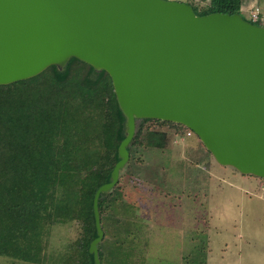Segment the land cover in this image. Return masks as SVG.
<instances>
[{
  "label": "water",
  "instance_id": "obj_1",
  "mask_svg": "<svg viewBox=\"0 0 264 264\" xmlns=\"http://www.w3.org/2000/svg\"><path fill=\"white\" fill-rule=\"evenodd\" d=\"M72 58L109 74L125 117L110 181L92 203L95 264L100 202L127 170L145 119L182 124L216 163L264 178V24L199 15L177 0H0V85Z\"/></svg>",
  "mask_w": 264,
  "mask_h": 264
},
{
  "label": "trees",
  "instance_id": "obj_2",
  "mask_svg": "<svg viewBox=\"0 0 264 264\" xmlns=\"http://www.w3.org/2000/svg\"><path fill=\"white\" fill-rule=\"evenodd\" d=\"M244 3L209 0L201 9L191 6L199 15L233 14L242 13ZM250 21L263 24L260 19ZM145 121L133 145L152 152L170 149L167 127H185ZM124 129L111 77L77 58L63 69L53 65L35 77L0 85V256L24 264H95L89 252L92 203L96 190L110 181L116 141L124 137ZM129 175L132 194L135 187L139 196L152 193L150 180ZM121 186L126 188L119 180L115 189ZM159 189L154 195L159 196ZM104 205L102 200L101 264H126L129 251L124 242L105 243V218L122 217L107 215ZM74 221L81 225L80 236L59 249H48L51 228ZM199 247L200 263L206 264V242Z\"/></svg>",
  "mask_w": 264,
  "mask_h": 264
},
{
  "label": "rangeland",
  "instance_id": "obj_3",
  "mask_svg": "<svg viewBox=\"0 0 264 264\" xmlns=\"http://www.w3.org/2000/svg\"><path fill=\"white\" fill-rule=\"evenodd\" d=\"M177 1L190 5L194 3L199 9L209 3V0ZM244 2L245 17L252 21L260 19L264 24V0H244ZM145 124L146 121L140 123V128ZM166 129L170 134V149L161 153L152 152L145 146L138 149L132 145L129 165L120 178L126 188L123 186L119 187L121 190L114 188L103 199L106 207L103 211L107 212V215L122 217V219L105 218V243L124 242V247L129 251L125 257L126 264H201L202 250L199 246L201 241L208 239L206 236L208 222L209 226L215 225L214 219L209 220V216L204 212L216 205L217 209L223 208L225 213L227 211L231 213V219L219 220L220 225L224 223L226 242L230 241L234 224H238V229L245 227L251 233L243 243L247 251L261 257V246L264 245V214L260 213L261 215L255 217L247 216L246 213H251V210H255L256 213L264 211V199L255 197H252V201L245 199V195H251V191L247 188L244 175L216 163L194 132L187 127ZM158 169L162 175L157 179ZM130 172L150 180L151 184L148 185L152 193L139 196L138 187H135L132 194L129 190ZM219 185H222L221 189ZM157 186L160 187L159 196L154 195ZM229 192L234 194L233 199L240 204L231 208L232 210L220 205L221 201L227 199ZM253 206H256V209H253ZM248 210L249 212H245ZM202 215L207 216L205 218L207 223ZM81 231V225L77 221L55 225L51 228L48 237V249H59L63 244L78 238ZM218 242V245L217 242L215 244L221 246L222 241ZM236 242L237 239L232 243L233 245L230 243L228 247L224 245L222 248L227 250L223 252L232 254L231 247L236 246ZM214 243L212 251L214 248L215 250L210 254L207 264H224V261L220 262L221 258L218 255L222 252V248L216 250ZM208 247L209 245L206 248ZM0 264L24 263L0 256Z\"/></svg>",
  "mask_w": 264,
  "mask_h": 264
},
{
  "label": "crops",
  "instance_id": "obj_4",
  "mask_svg": "<svg viewBox=\"0 0 264 264\" xmlns=\"http://www.w3.org/2000/svg\"><path fill=\"white\" fill-rule=\"evenodd\" d=\"M242 13H243V10H242ZM243 177L246 179V183L248 184L247 188L250 189V191H251V193H250L251 195H249V196L245 195V199L248 198L251 201L253 200L252 197H255L257 199H264V179H260L257 177L255 178L254 176H250V175H244ZM210 179H211V177H210ZM221 187H222V185H219V189H221ZM245 193L247 194L248 192L246 191ZM233 196H234V194L232 192L227 193V199L226 200L224 199L223 202L221 201L220 205L221 206L223 205L224 208H226V209L230 208V210H232L231 208L237 206V204H238L237 201H235L233 199ZM245 201H247V200H245ZM239 205L240 204H238V206ZM251 207H252V205L250 206V208ZM254 208L256 209V206H253V209ZM257 208L261 209V207H257ZM258 211H260V210H258ZM245 212H249V210L245 211ZM204 213L205 214L207 213V216H209L208 217L209 220L211 219L213 221V219H214V222H215L214 226H211V225L209 226V222H208V227L206 230L207 231L206 236H208V239L205 242H206V246L209 245V247L206 248V253H207L206 264H207L208 259L210 258V254H213V251L215 250V248H214V250L212 251L214 240L217 242V245L219 243L218 241H222L221 246H217L215 244L216 242L214 243L215 244L214 247H216V250H217L219 248L224 247V245H226V247H228L229 243H230V245L232 243H235L236 239H237L236 246L234 245L231 247L232 254H228L226 252H223V250L224 251L227 250L226 248H222V252H219L218 255L221 258V259H219L220 262L224 261V264H226V263H230V264H264V245L261 246L262 254H261V257H259L260 255L258 256V254H256V253L255 254L249 253L247 251L246 246L243 244L247 240L246 238L249 236V234L251 235V233L248 232V230H246L245 227L243 229H238V224H234V229L231 232L230 241L226 242L225 237L227 234H226V231L224 230V223H223V225H220L219 220L224 221V220L231 219L232 217H231L230 212L227 211V213H225V211H223V208L217 209V207L215 205V207H210L209 210L206 209V212H204ZM260 213L264 214V211L256 213L255 210H253V211L251 210V213H249V214L246 213V214H247V216L257 217V216L261 215ZM207 216L202 215V218L205 219ZM216 221H218V223ZM252 235H254V234H252ZM254 236H256V235H254ZM211 241H212V244H210ZM223 242L225 244H223Z\"/></svg>",
  "mask_w": 264,
  "mask_h": 264
},
{
  "label": "built area",
  "instance_id": "obj_5",
  "mask_svg": "<svg viewBox=\"0 0 264 264\" xmlns=\"http://www.w3.org/2000/svg\"><path fill=\"white\" fill-rule=\"evenodd\" d=\"M254 20V19H253ZM190 133V132H189Z\"/></svg>",
  "mask_w": 264,
  "mask_h": 264
}]
</instances>
